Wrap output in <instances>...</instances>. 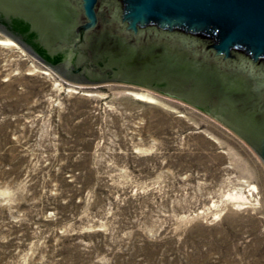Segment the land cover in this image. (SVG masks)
<instances>
[{"label": "rangeland", "instance_id": "rangeland-1", "mask_svg": "<svg viewBox=\"0 0 264 264\" xmlns=\"http://www.w3.org/2000/svg\"><path fill=\"white\" fill-rule=\"evenodd\" d=\"M0 264H264V164L183 103L0 44Z\"/></svg>", "mask_w": 264, "mask_h": 264}, {"label": "water", "instance_id": "water-1", "mask_svg": "<svg viewBox=\"0 0 264 264\" xmlns=\"http://www.w3.org/2000/svg\"><path fill=\"white\" fill-rule=\"evenodd\" d=\"M0 34L76 88L183 103L264 164V0H0Z\"/></svg>", "mask_w": 264, "mask_h": 264}, {"label": "bare ground", "instance_id": "bare-ground-1", "mask_svg": "<svg viewBox=\"0 0 264 264\" xmlns=\"http://www.w3.org/2000/svg\"><path fill=\"white\" fill-rule=\"evenodd\" d=\"M0 44H5V45H7V46H11V47H15V48H17V45L13 42V41H11V40H9V39H5V40H0ZM46 75H47V73H46ZM136 100H139V101H142V102H146V103H149V104H157V100L155 99V98H153V97H151L150 95H148V94H145V93H130ZM247 192H248V195H246V196H244V195H242V194H240V195H234V196H230V195H228L227 197H232L233 199H236V200H240V201H243V202H246L248 199H246L247 198V196H249L250 197V195H252V193H255V192H257V187L256 186H251L248 190H247ZM250 192V193H249ZM247 194V193H246ZM242 202V203H243ZM248 203V202H247ZM250 203V202H249ZM243 204H245V203H243ZM238 207H239V205H238Z\"/></svg>", "mask_w": 264, "mask_h": 264}]
</instances>
